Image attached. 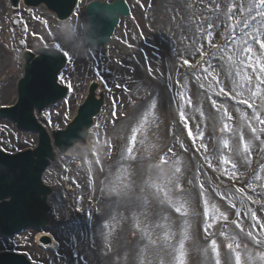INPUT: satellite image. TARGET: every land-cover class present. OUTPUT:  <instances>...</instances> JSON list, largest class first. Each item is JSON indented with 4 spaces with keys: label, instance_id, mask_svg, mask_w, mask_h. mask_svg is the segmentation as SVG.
<instances>
[{
    "label": "rangeland",
    "instance_id": "obj_1",
    "mask_svg": "<svg viewBox=\"0 0 264 264\" xmlns=\"http://www.w3.org/2000/svg\"><path fill=\"white\" fill-rule=\"evenodd\" d=\"M87 1L81 0L76 13L67 21L87 22L84 14ZM126 2L130 14L120 18L107 46L89 48L79 54L64 46L61 49L69 51V60L60 80L72 87L74 94L51 112L43 113V118L48 121L46 129H61L71 120L80 104L76 101L83 99L77 94L85 96L93 80L99 82V88L104 92L105 105L89 131L94 143L79 145L83 147L80 153L71 149L65 155L57 153L43 174V181L53 190L48 197L50 222L43 231L55 242L54 248H40L35 241L37 230L27 229L12 238L0 235V250L22 251L37 264H113L117 256L121 257L117 264H123L126 252L131 258L139 234L130 213L124 211L127 219L117 216L118 222H114L109 237L112 251H106L99 226L107 217L97 209L109 207L111 201L102 197L100 181L108 174L107 167L114 170L117 163H121L138 184L145 180L159 183L155 179L157 169L151 167L159 165L170 171L180 168L179 189L170 196L174 203L165 205L164 211L155 212L151 217L153 222L169 224L174 264H180L181 260L183 264H215L212 239L216 240L221 264H226L230 237L235 236L238 242L248 243L251 248L243 238L244 234L249 231L257 236L264 234V134H257V139L247 128L253 109L242 103L250 94L246 80L253 76V66L246 56L231 69L217 58H211L213 49L196 31L198 25L207 28L206 19H214L216 24L223 19L211 16V0ZM39 10L45 13L44 9ZM34 15L28 22L32 24L33 32L42 34L47 44L55 47L58 44L54 38L57 23L53 18L46 23L41 16ZM0 25L3 28L0 30L3 44L0 47V93L8 96L6 99L1 96L0 103H6L13 99L14 79L22 69L13 46H16L17 33L7 15L0 16ZM226 27L221 24L213 33V44L223 43ZM29 43L34 45L37 41L31 36ZM201 45L203 56L198 51ZM254 48L258 54L259 45ZM208 64L215 66L214 75L218 73L219 82L203 71ZM119 83L125 85L126 91L115 90ZM145 92L150 99L144 101L150 103L141 124H126L121 118L114 117L118 113L115 98H121L124 108H133ZM262 103L264 100H256L257 105ZM225 111L230 120L221 118ZM181 112L185 117L183 120ZM159 115L160 121L155 119ZM224 123L237 130L235 135L221 136ZM0 129L1 144L6 150L32 142L31 135H24L11 123L0 125ZM240 131L244 132V141L251 149L247 158L242 149L231 150L239 144ZM169 134L176 137L172 136L168 143ZM224 139L228 140L229 149L222 147ZM201 144L206 145L207 153ZM107 145L110 147L108 156L104 155ZM96 155L97 161L93 158ZM224 160L230 162L224 163ZM176 207H181L180 213L175 211ZM193 210L197 213L196 223H185ZM206 223L212 224L207 231ZM221 232L225 235H220ZM185 235L188 239H184ZM73 236L75 241L71 239ZM194 239L208 250L207 258L193 252Z\"/></svg>",
    "mask_w": 264,
    "mask_h": 264
},
{
    "label": "snow or ice",
    "instance_id": "obj_2",
    "mask_svg": "<svg viewBox=\"0 0 264 264\" xmlns=\"http://www.w3.org/2000/svg\"><path fill=\"white\" fill-rule=\"evenodd\" d=\"M211 4V16L215 19H220L221 17H223V19L220 21V24H216L214 19H206L205 23H207V28L203 27V25H198L196 31L200 34V39H207L209 46L213 49L211 58H217L219 61L223 62V64L228 65L230 69L243 59V57H248L250 65L253 66V76L247 77L246 82L250 86V94L248 98L242 100V103L253 109V116L251 121L247 124V128H249L258 139L259 135L257 134H264V103L260 105L256 104L257 99L264 100V0H211ZM90 19L94 28L103 23V18L98 13H93ZM221 24L227 25L223 34L224 40L222 44L216 45L212 43V37L213 33ZM237 29H239L238 32ZM72 31L73 26L69 25L67 29L68 34L71 35ZM255 45H259L258 54L254 48ZM55 47L59 53L63 45L57 44ZM202 48L203 46L201 45L198 51H201V55L203 56L204 53ZM62 57H69V51L66 49L63 50ZM253 57H255V59H253ZM184 63L187 64L188 61L185 60ZM223 64L221 66H223ZM203 71L207 76H211L213 81L219 82L217 81L218 73L214 75V65L208 64L207 67L203 68ZM61 79H63L62 76ZM221 92L223 93V88ZM188 102L191 103V101ZM257 109H259V111ZM221 118L230 120L227 111L223 113ZM181 119H185L183 112H181ZM257 125H259V127H257ZM185 127H187V124H185ZM236 131L237 130L231 128L229 123H224L223 127L220 129L221 136L227 133L235 135ZM189 135L191 136V132H189ZM200 136L201 138L203 137L202 132ZM132 139L134 141L135 136H133ZM262 143H264V141H262ZM200 147L204 148L207 153L206 145L201 144ZM222 147L224 149H229L230 146L227 139L223 140ZM241 149L245 158H247V156L250 155L251 149L244 141L243 131H240L239 144L231 150L240 151ZM131 151L132 150L129 149V152ZM229 162V160H224V163ZM209 166H211L210 162ZM233 168H235V165H233ZM176 170L180 172L179 167H177ZM201 188H203V185H201ZM169 204H171L170 201ZM162 211H164V209H162L161 212ZM175 211L180 213L181 207H176ZM97 212H99L98 209ZM160 218L162 220L165 219L163 216ZM225 219H227V217H225ZM114 222H118L115 217L109 224L99 226L100 232H103L107 252L112 251L109 237L115 227ZM89 223H92L91 218H89ZM211 227V223H206L205 231ZM162 231L164 233V238L166 240L169 239L168 231L166 229H162ZM241 231L243 232V229H241ZM81 235L83 236L84 234L82 233ZM220 235L223 236L225 233L221 232ZM243 238L251 244V248L248 246V243L238 242L235 236L230 237L231 242L227 245L229 255L227 256L226 264H264V234L257 236L249 231L244 234ZM71 239L75 241L76 237L73 236ZM184 239H188L187 235L184 236ZM181 247H183V240L181 241ZM211 247L212 251L216 253L215 264H221L215 239L211 240ZM205 257H208L207 249H205ZM180 264H183V260L180 261Z\"/></svg>",
    "mask_w": 264,
    "mask_h": 264
},
{
    "label": "clouds",
    "instance_id": "obj_3",
    "mask_svg": "<svg viewBox=\"0 0 264 264\" xmlns=\"http://www.w3.org/2000/svg\"><path fill=\"white\" fill-rule=\"evenodd\" d=\"M73 26L71 35L68 34V26ZM55 40L69 51L83 53L96 43L92 26L87 22L65 21L57 27ZM144 141H141L143 144ZM157 169L155 179L159 183L142 181L137 183L133 179L130 170L117 163L114 170H109L108 174L100 181V192L103 198L111 201V206L98 208L102 216H106L102 225L109 224L112 219L119 216L127 219L124 211H128L134 221L139 236L131 251V258L126 252L123 257V264H174L173 246L169 239L164 238L162 229L168 231V223L153 222L151 217L155 212H159L165 205H172L174 202L170 196L175 195L179 189L180 177L178 171H170L161 168L159 165H152ZM155 189V191L153 190ZM179 196H177V199ZM169 201L171 204H169ZM123 210V211H121ZM197 213L193 210L189 221L196 223ZM103 237V232H100ZM193 252L200 257L205 255V248L195 239L193 240ZM121 261L117 256L113 264ZM202 264V262H201Z\"/></svg>",
    "mask_w": 264,
    "mask_h": 264
},
{
    "label": "water",
    "instance_id": "obj_4",
    "mask_svg": "<svg viewBox=\"0 0 264 264\" xmlns=\"http://www.w3.org/2000/svg\"><path fill=\"white\" fill-rule=\"evenodd\" d=\"M105 4L106 1H102L100 3H93L87 8L89 16L93 13H98L103 18L104 22L99 26V30H97L96 27L92 28L93 34H95L96 30L100 33L102 42L108 41V33L111 29L110 27H112L116 21L114 19V11L109 8L105 9ZM101 103V100L95 101L92 90L89 98L80 110V115L76 117V119L67 127L65 131H58L56 133L58 136L55 139V143L60 147L61 151H65L77 140H84L86 129L92 123L93 115L99 111ZM10 170L11 169L7 167L2 169L0 172V186L6 190L9 187H13V185H15L14 183L16 182L12 181L10 177ZM14 187L18 188L17 186ZM47 192L40 184L39 171L36 173L32 172L28 178V183L24 189V192L22 193L21 199L18 198L17 201L12 200L11 204L9 205V202H5L8 207L6 206L2 210L3 215L6 216L11 214L14 216V218H17V220L13 221L9 227H5V230L10 229V231H15L23 225L29 223L37 225H43L47 223V218L45 216V213L48 210V206L45 203ZM41 194H43V197H41ZM3 196H5V194ZM12 219L13 218H8L7 221L11 223Z\"/></svg>",
    "mask_w": 264,
    "mask_h": 264
},
{
    "label": "bare ground",
    "instance_id": "obj_5",
    "mask_svg": "<svg viewBox=\"0 0 264 264\" xmlns=\"http://www.w3.org/2000/svg\"><path fill=\"white\" fill-rule=\"evenodd\" d=\"M168 55V54H167ZM115 90H117L118 92H122V91H126V87L123 83H119L115 86ZM145 98H149V95L147 94V92H145L143 94V97L141 98L140 101H137V104L136 105H133V108L131 107H126L124 108L121 104V98H118L115 100L117 101V110H118V113L117 115H115L114 117L115 118H121L122 119V122L126 123V124H132V123H138V124H141V122H143V120L146 118V113H144V111L146 110V106L149 105L150 102L148 101H144ZM80 99V97H79ZM74 101L71 100L69 101V103H72ZM152 103V102H151ZM161 115H159L158 117H156L155 119H158L160 121V118ZM170 135V134H169ZM172 136L175 138L176 135L175 134H172ZM172 136H168L167 138V142L169 143L171 140H172ZM167 146H171V145H167ZM83 147L79 146V145H75L71 151L72 152H75V153H80L83 151L82 149ZM88 148V147H87ZM106 150H104V155H107L108 156V152L110 150V147L107 145L105 146ZM166 149H169V147H167ZM71 152V153H72ZM107 170V173L108 171L110 170L109 167L106 168ZM47 174V173H46ZM108 206L110 207L111 205L108 204ZM45 235H47L46 233L44 232H39L36 234L35 236V240L38 242L40 238L42 237H45ZM55 246V242L52 240V243L51 245L46 248V247H42L43 249H53Z\"/></svg>",
    "mask_w": 264,
    "mask_h": 264
}]
</instances>
